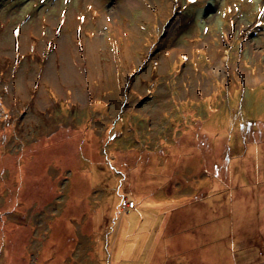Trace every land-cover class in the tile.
Wrapping results in <instances>:
<instances>
[{"label":"rangeland","instance_id":"obj_1","mask_svg":"<svg viewBox=\"0 0 264 264\" xmlns=\"http://www.w3.org/2000/svg\"><path fill=\"white\" fill-rule=\"evenodd\" d=\"M0 264H264V0H0Z\"/></svg>","mask_w":264,"mask_h":264},{"label":"trees","instance_id":"obj_2","mask_svg":"<svg viewBox=\"0 0 264 264\" xmlns=\"http://www.w3.org/2000/svg\"><path fill=\"white\" fill-rule=\"evenodd\" d=\"M248 125V124H247ZM250 127V125H248V127L245 129V131L248 129ZM78 128H82V127H80V126H78ZM77 128V131H76V129L75 128H73V127H67L66 129L64 128V130H66V131H68V132H71V133H73V132H79V129ZM239 128H241L242 129V123L240 124V126H239ZM251 128V127H250ZM84 131H87L88 133H89V129H86V128H84L83 129ZM80 133V132H79ZM71 135H73V136H76L74 133L73 134H71ZM87 136L89 135V134H86ZM51 136V135H50ZM66 137H69V136H66ZM44 139V138H43ZM44 144L46 145H49V143H50V138L49 139H44ZM183 141H185V140H183ZM85 142H88V140H85ZM89 142H90V140H89ZM185 144H183V145H181V146H178L177 145V147H171L170 149H171V151L174 149V150H176V152L177 151H182V152H184L186 149H189L190 147H189V145L188 144H186V141L184 142ZM26 160V159H25ZM22 163H18V167H19V171L20 172H26V169H27V165H28V163H26L25 164V161L23 160V161H21ZM139 166L140 165H135V168L134 169H132L131 171H130V177H129V184H130V186H132V188L134 189V191H132L133 193H134V196H135V198H137L138 199V197L140 198L141 196H142V194L144 193V191L145 190H148V187H149V185H151V183H149V182H147L148 181V176H151V175H147V174H150V173H146V172H144L143 170H141L140 168H139ZM142 169H143V167H141ZM163 171V170H162ZM161 171V172H162ZM165 172V171H164ZM164 172H162V174L159 176V179L160 178H162V180H163V177L165 176V174H164ZM21 175V174H20ZM159 184V183H158ZM122 197H126V199H128V200H132L133 201V203H134V207L133 208H131V209H135L136 208V202H135V200L134 199H132L131 197H129L128 195H126V194H122ZM144 198V200H143V202H146V201H150V203L149 204H147V205H150L151 204V202L152 201H154V199L153 198H150L149 196H146V197H143ZM147 205H145V207H147ZM148 208V207H147ZM158 208H160V206L158 205V206H154L152 209H158ZM130 210V209H129ZM179 216H181V215H179ZM197 217H199V216H197ZM56 238H58V236H56L55 237V239ZM48 246H53L52 245V243H48L47 244Z\"/></svg>","mask_w":264,"mask_h":264},{"label":"built area","instance_id":"obj_3","mask_svg":"<svg viewBox=\"0 0 264 264\" xmlns=\"http://www.w3.org/2000/svg\"><path fill=\"white\" fill-rule=\"evenodd\" d=\"M120 207L122 210H124L126 212L127 210L134 207V203L132 200H128V199L124 198L120 201Z\"/></svg>","mask_w":264,"mask_h":264}]
</instances>
